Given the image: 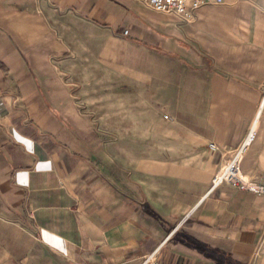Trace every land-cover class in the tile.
I'll list each match as a JSON object with an SVG mask.
<instances>
[{"label": "crops", "instance_id": "crops-1", "mask_svg": "<svg viewBox=\"0 0 264 264\" xmlns=\"http://www.w3.org/2000/svg\"><path fill=\"white\" fill-rule=\"evenodd\" d=\"M254 123L264 183V0H0V264H264V195L209 191Z\"/></svg>", "mask_w": 264, "mask_h": 264}, {"label": "built area", "instance_id": "built-area-1", "mask_svg": "<svg viewBox=\"0 0 264 264\" xmlns=\"http://www.w3.org/2000/svg\"><path fill=\"white\" fill-rule=\"evenodd\" d=\"M151 10L159 13L173 14L187 20L193 11L205 5H218L223 0H139ZM127 30L123 34L126 35ZM255 136V123L250 128L245 139L233 150L228 158L214 173L209 191L221 184H228L231 187L264 195V183H259L247 174L243 173L240 167L244 153ZM210 149L215 145L210 143ZM32 216V215H30ZM160 244L147 253L140 264H158Z\"/></svg>", "mask_w": 264, "mask_h": 264}, {"label": "rangeland", "instance_id": "rangeland-1", "mask_svg": "<svg viewBox=\"0 0 264 264\" xmlns=\"http://www.w3.org/2000/svg\"><path fill=\"white\" fill-rule=\"evenodd\" d=\"M100 92H102V91L97 90L96 95H100ZM81 106H82L83 109H86V110L88 109L87 110L88 112H86L87 114H90V113L94 112V114L92 116H97V117H102L103 116L105 118L103 113H105L106 105L104 104L103 100H99L98 99V100H96V102L94 101L93 104H89V105L88 104H82ZM112 107H113V111H120V104L113 103ZM101 114H103V115H101ZM115 117L116 116H114V118L112 120H106L104 118H102V119L97 118V120H92V122L95 123L96 127H99V128L108 127V128L113 129V132H112L113 136H109V139L116 140V137H117L116 134L117 133L120 134V132H121V130H120V128H121V120L120 119H116ZM162 244H163V242L160 243L161 246H162ZM161 246H160V249H161ZM160 249H159V253H160ZM157 262L159 264V257H158V261Z\"/></svg>", "mask_w": 264, "mask_h": 264}, {"label": "clouds", "instance_id": "clouds-1", "mask_svg": "<svg viewBox=\"0 0 264 264\" xmlns=\"http://www.w3.org/2000/svg\"><path fill=\"white\" fill-rule=\"evenodd\" d=\"M22 186H23V187H27V186H28V184H27V183H25V184H23Z\"/></svg>", "mask_w": 264, "mask_h": 264}]
</instances>
